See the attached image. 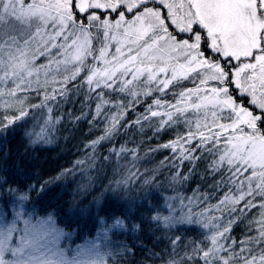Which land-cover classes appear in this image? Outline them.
I'll return each instance as SVG.
<instances>
[{"label":"snow or ice","instance_id":"1","mask_svg":"<svg viewBox=\"0 0 264 264\" xmlns=\"http://www.w3.org/2000/svg\"><path fill=\"white\" fill-rule=\"evenodd\" d=\"M78 78L74 88L86 85L98 101L93 119L106 107L116 109L105 114L103 135L88 145L93 152L113 137L128 109L152 96L131 123L158 118L157 132L182 125L184 131L161 147L178 150L181 162L200 159L199 149L208 154L211 173L220 174L213 188L222 195L215 204L207 194L187 204L181 198L180 215L166 202L167 215L157 209L150 216L164 229L199 225L200 238L165 234L167 247L148 249V255L160 264H264V0H0V135L6 137L31 108L46 115L41 139L60 120L49 102L66 97L67 85ZM183 80L194 86L168 91ZM233 92L249 97V107ZM33 94L42 99L28 104ZM108 151L119 161L136 150L120 145ZM134 176L129 170L104 191L129 200ZM3 191L8 201L0 203V264H117V257L134 254L113 239L129 230L126 213L110 220L97 215L95 236L73 248L72 233L51 213L40 216L28 207V192ZM241 202V214L259 211L249 221L256 234L237 243L229 233ZM200 203L205 206L194 212ZM225 209L226 221L214 214ZM131 230L138 232L140 224Z\"/></svg>","mask_w":264,"mask_h":264},{"label":"trees","instance_id":"2","mask_svg":"<svg viewBox=\"0 0 264 264\" xmlns=\"http://www.w3.org/2000/svg\"><path fill=\"white\" fill-rule=\"evenodd\" d=\"M67 87L66 97L58 96L56 102H49L50 105L55 104L53 118L60 117V120L55 124L52 137L44 147H39L40 144L32 145L27 136L23 122L38 111L31 108L28 116L11 126L6 137L0 135V145L4 150L0 168V203H7L8 195L3 189L9 186L28 192V207L34 208L40 216L51 213L58 227L73 233L76 245L94 236L93 231L98 226L97 215L107 218L126 213L127 223L140 224V230L134 235L136 255L132 264H160L158 259L146 255L148 249L161 252L167 247L165 234L179 235L182 240L200 238L202 230L199 225H176L172 229H164L157 227L150 220V216L157 209L167 215L170 209L165 206L166 202L171 203L176 214L180 215L181 198L187 204L189 198L195 196L203 201L207 194L208 202H217L222 193L215 191L213 184L220 174L213 175L207 167L208 154L201 155L197 149L195 155L200 156V159L181 162L177 158L178 150L173 152L172 149L161 146L174 140L178 131L183 132L182 125L175 128L165 127L157 132L155 128L158 118L142 121L139 125L131 123L144 112L146 105L151 103L152 96L143 98V102L136 104L134 109H128L124 118L119 121L113 137L102 141L93 152L88 145L103 135L106 126L105 114L115 112L116 109L106 107L100 117L93 119L98 102L94 98L95 93L90 98L86 85L79 87V90L71 84ZM173 87L177 89L180 86H170L168 91H172ZM108 95L105 92V97ZM156 95L159 94L153 93V96ZM112 98L115 99V94ZM163 98L172 99L171 96ZM41 99V96L33 94L28 104L39 103ZM120 145L136 151L121 154L117 161L115 154L109 156L108 150L112 147L119 148ZM133 155L135 160L132 159ZM104 157L109 158L105 160ZM129 170L135 173L129 181V200L121 198L122 192L114 194L104 191L109 181L126 177ZM145 180L151 182L144 184ZM34 184L38 187L32 191L31 186ZM168 197L175 199L167 201ZM129 201H134L131 211ZM243 203L231 214L236 219L229 235L237 243L246 236L256 234L255 225H250L249 221L258 218L256 214L259 209H245L241 214L239 209L243 207ZM204 206V203H200L193 211H199ZM214 214L223 216L225 221L231 218L227 209Z\"/></svg>","mask_w":264,"mask_h":264},{"label":"rangeland","instance_id":"3","mask_svg":"<svg viewBox=\"0 0 264 264\" xmlns=\"http://www.w3.org/2000/svg\"><path fill=\"white\" fill-rule=\"evenodd\" d=\"M130 15H131L130 13H126V16H130ZM171 30H172V28L170 26V31ZM114 47H115V45L113 44V49H114ZM206 55H208L207 52H206ZM42 62H44V58L43 57H41L37 61L38 64L39 63H42ZM79 79L80 78H78L77 81L70 82L69 84L75 85L77 82H79ZM175 86H177V85H175ZM179 86L180 87H178L177 90H179V88H181V87H189V88H191L194 85L192 83H190L189 80H183V81H181L179 83ZM230 91H231V89H230ZM233 95L235 96V98H236V100H237L238 103L245 102V103H243V105L245 107H249V104H248L249 97H247V96L241 97V96L236 95V93H234V92H233ZM52 116H53V112H52ZM45 119H46V115H41V110H38V111H35L34 113H32V115L28 119L24 120V122H23L24 123V127L26 129L27 136L29 137V141H30V143L32 145L40 144L39 147H44L48 143V141L50 140V138L52 137V134H53V131H54V127L49 128L47 130L46 135L43 136L41 139H39V140L36 139L37 135L41 133V128L44 125V120ZM29 133L31 135H29ZM34 140L36 141L35 143H33ZM3 152H4L3 147H1V145H0V168H1V165L3 163L2 162ZM34 186L35 187H31V190L32 191H35L37 189V187H38L37 184H34ZM38 191H40V189ZM110 218L111 217H107L106 219H109L110 220ZM127 224H128L129 230L127 232H123V233L119 234L118 236L113 237V239L115 241H117L118 244L126 243L127 245H129V247L132 248V251H133L134 254H132V255H125L123 257H117L116 258L117 259V264H132V261L135 260V255H136V249H135L136 247L135 246L136 245H135V242H134V235H135L136 232L134 233L131 230L132 225H130L129 223H127ZM97 228H98V226H97ZM62 229H64V228H62ZM96 230L93 231L94 232V236L96 234ZM64 231L67 232L66 229H64ZM72 235H73V233H72ZM70 244H71V247L74 246V248H75L76 241H74V238L72 236H71ZM137 248H140V247L138 246ZM140 251L141 252H144V250H140ZM146 256L150 257L148 254Z\"/></svg>","mask_w":264,"mask_h":264}]
</instances>
